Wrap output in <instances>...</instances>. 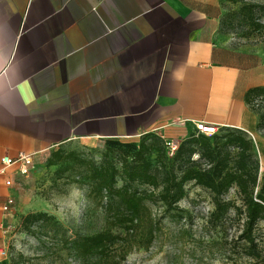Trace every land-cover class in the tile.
I'll list each match as a JSON object with an SVG mask.
<instances>
[{
    "label": "crops",
    "instance_id": "obj_1",
    "mask_svg": "<svg viewBox=\"0 0 264 264\" xmlns=\"http://www.w3.org/2000/svg\"><path fill=\"white\" fill-rule=\"evenodd\" d=\"M222 15L221 0H0V264L21 175L5 157L180 141L198 122L256 133L246 94L264 86V52L232 44Z\"/></svg>",
    "mask_w": 264,
    "mask_h": 264
},
{
    "label": "trees",
    "instance_id": "obj_2",
    "mask_svg": "<svg viewBox=\"0 0 264 264\" xmlns=\"http://www.w3.org/2000/svg\"><path fill=\"white\" fill-rule=\"evenodd\" d=\"M255 8V5L243 4L240 14L259 30L264 25L256 22ZM220 32H230L224 17ZM246 103L258 116L257 131L264 128V86L250 89ZM220 130H226L227 134L219 135ZM219 131L210 137L195 131L179 144L174 160H186L181 173L161 162L154 167L153 153L156 152L159 158L163 154L160 146L167 149L165 141L154 133L144 135L138 145L133 141L106 140L108 153L121 152L119 168L109 161L107 153L104 161L97 165L79 152L58 148L52 153L50 164H60L62 174L76 176L70 182L88 186L89 195L101 205L106 215V224L98 232L69 238L55 217L35 212L23 217L25 231L31 234L44 232L45 237L62 243L67 257L80 264H124L133 252L151 248L163 230L162 221L151 206L163 208V215L178 210V204L187 194L186 185L194 183L213 195L214 209L207 223L225 225L233 214L230 221L234 220L238 226L231 241L243 244L247 256L255 263L264 262V238H261L264 236L257 233L258 225L264 224V172L262 177L259 175L261 161L255 156L252 141L243 135L246 132L230 128H219ZM147 139H152V143L147 144ZM255 143L262 152V141ZM195 154L204 160V167L198 161H192ZM120 180L123 184L118 186ZM134 185L149 188L141 190L133 188ZM232 189L237 191L239 204L224 198Z\"/></svg>",
    "mask_w": 264,
    "mask_h": 264
},
{
    "label": "rangeland",
    "instance_id": "obj_3",
    "mask_svg": "<svg viewBox=\"0 0 264 264\" xmlns=\"http://www.w3.org/2000/svg\"><path fill=\"white\" fill-rule=\"evenodd\" d=\"M246 3L255 5L256 22L264 25V0H221L222 17L227 19L230 30L223 35L234 45L264 52V28L256 30V26L240 14V7ZM224 134H227L226 130L219 131V135ZM243 135L253 143L255 156L261 161L259 175L262 177L264 148L260 152L255 142L259 140L264 144V128L258 129L253 135ZM143 138L144 136H141L122 141H133L138 145ZM188 138L180 140L179 143L182 144ZM146 143H152V139H147ZM61 148L65 152H79L86 159L95 161L97 165L104 161L107 153L109 161L112 160L118 168L121 167V152L108 153L106 140L70 142ZM54 151L55 149L49 150L34 159L28 174L20 175L16 182V201L6 245L10 264H80L67 257L62 243L45 237L44 232L27 233L22 220L29 213L44 212L55 217L69 238L98 232L106 224V215L101 205L89 195L88 186L70 182L71 179H76V176H68L70 173L62 174L63 166L60 164H50ZM160 151H163V154H160L159 158L156 152L151 156L154 167H158L161 162L181 173L186 166V160H174V156H171L163 145L160 146ZM131 159L130 156L128 160ZM192 159L204 167V160H200L198 154L193 155ZM122 184L120 180L118 186ZM133 188L142 190L149 187L134 185ZM185 189L187 194L178 204V210L170 214L163 215V208L150 205L160 217L163 230L151 248L133 252L124 264H264L255 263L250 259L243 244L231 241L238 226L234 220L230 221L233 214L225 225L207 223L214 209L210 191L194 183L187 184ZM224 198L240 203L236 189H232ZM257 233L264 236L263 223L258 225ZM58 240L61 241L59 238Z\"/></svg>",
    "mask_w": 264,
    "mask_h": 264
},
{
    "label": "built area",
    "instance_id": "obj_4",
    "mask_svg": "<svg viewBox=\"0 0 264 264\" xmlns=\"http://www.w3.org/2000/svg\"><path fill=\"white\" fill-rule=\"evenodd\" d=\"M195 131L198 134H203V135L210 137V136H213L216 133H218L219 128L216 127L215 125H212V124H206L203 122H198L195 124ZM154 134H156L158 137L162 138L165 141L166 148L169 151V154L171 156H174L176 154L178 148H179V144H180L179 141L165 139L163 132L161 130L155 131ZM3 163L6 166H10V165L17 163L19 165L20 174L26 175L31 170V168L34 164V157L32 155H28V154L22 152L18 155V157L16 159H12L10 157H5L3 159ZM7 184L10 185V182H8ZM8 204L12 205L13 201L10 200ZM7 209H8V207H5V210H7ZM3 254H4V250L0 249V257Z\"/></svg>",
    "mask_w": 264,
    "mask_h": 264
}]
</instances>
